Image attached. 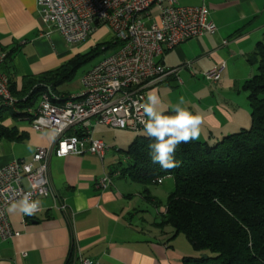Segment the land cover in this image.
<instances>
[{
    "label": "crops",
    "instance_id": "obj_1",
    "mask_svg": "<svg viewBox=\"0 0 264 264\" xmlns=\"http://www.w3.org/2000/svg\"><path fill=\"white\" fill-rule=\"evenodd\" d=\"M205 4L217 26L216 33L165 49L158 59L170 67L165 56L175 49L180 59L176 73L149 88L146 97L155 91L161 100L158 110L163 112L173 111L183 97L181 106L203 117L198 140L213 144L243 128L247 119L249 122L250 106L242 85L256 73V65L247 59L264 33V0H205ZM100 29L104 40L109 38V30L99 27L83 45L98 43ZM78 44H67L59 32L43 23L37 0H0V50L9 53L0 70L11 76L17 89L25 78L84 53L80 51L85 46ZM185 61L191 62L190 67L184 65ZM222 61L225 67L221 78L205 80L203 72ZM200 77L208 84L198 81ZM69 82L59 86L60 91L69 94L80 90V79L76 84ZM172 84L184 85L177 88ZM38 104L39 98L22 111L0 102V124L15 133L13 138H0V168L14 159H30L37 147L53 141L52 130H34L28 115L21 114H32ZM98 126L93 128V137L105 142ZM121 153L108 147L103 159L88 153L51 155L48 176L54 197H40L39 211L26 222L19 212L9 214L10 204L7 206L10 225L19 234L0 241V264H70L76 251L100 264H184L188 257H199L180 234L171 238V227L154 225L165 207L144 199L143 185L120 175L109 187H96V180L115 167ZM106 157L116 159L109 162ZM149 192L157 199L155 192Z\"/></svg>",
    "mask_w": 264,
    "mask_h": 264
},
{
    "label": "built area",
    "instance_id": "obj_2",
    "mask_svg": "<svg viewBox=\"0 0 264 264\" xmlns=\"http://www.w3.org/2000/svg\"><path fill=\"white\" fill-rule=\"evenodd\" d=\"M37 8L43 23L70 45L106 27L110 34L102 49L110 46L111 51L81 76L78 92L62 95L46 86L40 94L30 124L36 131L52 130L54 138L48 146L37 147L30 159H14L0 168V241L19 234L8 220L9 204L26 193H31L33 200L54 197L48 176L51 155L88 153L103 159L108 147L93 137V128L104 125L143 130L141 121L147 118L139 104L146 102V91L177 70L158 58L165 49L186 39L217 31L205 0L198 4H181L179 0H37ZM5 56L0 50V65ZM184 65L190 67L191 62L185 61ZM224 67L223 61L214 65L203 72V78L219 80ZM112 81H118V86H110ZM0 102L9 107L16 102L9 76L1 70ZM118 174L117 170L104 172L96 180V187H109ZM34 215L22 217L26 222ZM70 264L100 263L76 251Z\"/></svg>",
    "mask_w": 264,
    "mask_h": 264
},
{
    "label": "trees",
    "instance_id": "obj_3",
    "mask_svg": "<svg viewBox=\"0 0 264 264\" xmlns=\"http://www.w3.org/2000/svg\"><path fill=\"white\" fill-rule=\"evenodd\" d=\"M103 44L98 42L52 70L25 78L20 89L5 72L16 99L14 107L23 111L33 106L46 86L66 95L59 86L72 80L92 57L110 48L102 49ZM5 53L1 64L9 57ZM247 60L256 65V73L242 85L250 106L249 127L226 134L213 144L200 140L180 144L175 153L179 167L168 172L151 162L148 145L152 141L146 133L137 135L126 149H117L126 163L119 160L107 171L117 170V176L143 185L144 199L156 207L164 205L155 226H169L171 238L182 234L194 251L214 254L188 257L184 264H264V33ZM21 114L31 121V114ZM14 136L12 129L0 124V138ZM167 176L172 177L174 186L162 204L151 196L148 186Z\"/></svg>",
    "mask_w": 264,
    "mask_h": 264
},
{
    "label": "clouds",
    "instance_id": "obj_4",
    "mask_svg": "<svg viewBox=\"0 0 264 264\" xmlns=\"http://www.w3.org/2000/svg\"><path fill=\"white\" fill-rule=\"evenodd\" d=\"M110 86H118V81L109 82ZM161 103L160 97L155 91L147 94L146 102L140 103L146 120H142L145 133L152 141L148 147L149 155L153 164H158L160 169L168 172L179 167L175 160V153L180 144L191 143L198 140L201 134L203 117L193 114L181 105L184 104L183 97L179 103L173 106L174 115H166L158 110ZM40 207L39 200L31 199V193H26L18 201L11 203L7 208L9 214L17 212L24 215H34Z\"/></svg>",
    "mask_w": 264,
    "mask_h": 264
},
{
    "label": "rangeland",
    "instance_id": "obj_5",
    "mask_svg": "<svg viewBox=\"0 0 264 264\" xmlns=\"http://www.w3.org/2000/svg\"><path fill=\"white\" fill-rule=\"evenodd\" d=\"M200 0H179V3L181 4H196L199 3ZM99 33H101V38L98 42L102 41L105 39L104 34H102V30H98ZM88 40V39H87ZM86 41V40H85ZM84 43H86L85 45L88 44V42H81L78 45H83ZM95 44H91L90 46H93ZM90 46H85L81 49L80 52H87L90 50ZM110 50H107L105 53L101 52L99 55L92 57L90 60H88V62H86L83 66H81L80 68H78L76 74L74 75L73 79L69 82L70 84H76L78 83V80L80 79V76L82 75V73L84 71H86L92 64H94L95 62H97L104 54H108L111 51V48H109ZM169 52V53H168ZM166 56H165V61L166 64L169 65L170 67H175L179 64V60L178 56L175 53V49H171L170 51H168ZM182 80L184 81V83L186 82V79L182 76ZM196 80V79H195ZM198 81H201L204 83V85H207L208 83L204 82L203 79L200 77L197 79ZM173 86H177L178 87H182L184 84H172ZM186 87V86H184ZM102 126V127H101ZM250 126V119L248 122V119L246 120L244 127L247 128ZM99 129L101 131H103L102 136L105 139V144L112 148L115 152H117L118 148H122V149H126L128 147V145L132 142V139H134V137H136L137 135H142L145 133L144 130H140V131H129V130H121V129H112L109 127H103V125H99L98 126ZM99 131V130H98ZM119 159L121 160V162L123 164L126 163V158L123 156V154L121 153V156L119 155ZM115 157H106L105 159L108 160L109 162L114 161ZM116 159V158H115ZM168 178V179H167ZM173 187V180L169 179V177H165L163 179H161V182L158 184H152L149 185L148 188L150 191L155 192V195L157 197V199L163 203L166 199L167 194L170 192L171 189ZM180 236L182 238H184V236L182 234H180ZM198 255H202V256H213L214 254L210 253L209 251H202L201 253H198Z\"/></svg>",
    "mask_w": 264,
    "mask_h": 264
}]
</instances>
